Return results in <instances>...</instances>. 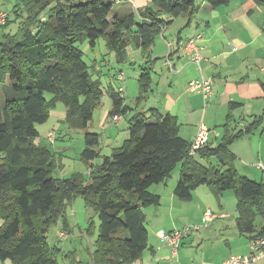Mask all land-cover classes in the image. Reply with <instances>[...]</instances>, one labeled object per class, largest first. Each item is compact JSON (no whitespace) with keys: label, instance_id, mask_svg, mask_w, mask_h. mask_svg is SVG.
<instances>
[{"label":"trees","instance_id":"16d2710c","mask_svg":"<svg viewBox=\"0 0 264 264\" xmlns=\"http://www.w3.org/2000/svg\"><path fill=\"white\" fill-rule=\"evenodd\" d=\"M117 1L25 0L27 18L15 33L0 38V83L5 84L6 78L12 81L0 107L2 261L58 264V250L47 245L49 227L63 215L67 203L82 195L100 219L95 264H135L149 248L145 208L160 205L162 199L150 188L166 182L179 162L182 167L174 193L181 200H191L201 185L209 186L218 200L224 191L233 189L239 234L250 239L264 236V223H256L258 216L264 218V180L242 175L230 151L235 141L260 127L264 109L245 128L237 129L234 111L240 102L229 104L224 135L217 144L208 141L192 152V142L180 134L178 117L151 107L131 115L129 137L109 155L101 153L100 133L85 132L82 158L90 163V181L52 176L53 155L35 138L40 135L37 124L47 122L59 103L66 108L63 123L72 129L89 127L106 90L113 104L110 117L134 110L119 87L103 86L101 68L84 59L79 44L88 42L93 48L104 38L119 63L130 58L131 45L139 49L143 63L137 100L142 102L151 90L153 68L160 59L153 56V44L182 15L187 22L180 34L200 8L198 0H150L146 6L110 18ZM203 1L217 8L232 0ZM52 2L50 17L39 21V11ZM13 11L19 14L17 8ZM9 22L8 13L1 26ZM203 75L212 78L214 88V77ZM47 93L52 97L47 98ZM50 141L53 144L55 139ZM211 158L217 160L215 165Z\"/></svg>","mask_w":264,"mask_h":264},{"label":"crops","instance_id":"0c3cea01","mask_svg":"<svg viewBox=\"0 0 264 264\" xmlns=\"http://www.w3.org/2000/svg\"><path fill=\"white\" fill-rule=\"evenodd\" d=\"M124 1L118 0L116 4H122ZM129 1L133 3L134 8L146 6L150 3V0ZM203 2L202 5H204L205 10H215L216 13L211 14L212 17H209V20L205 22L206 28L200 30L199 23H197L198 30L190 33L191 36L198 33L202 34L200 43L204 47L203 55L205 57L202 63V70L184 53L183 43L191 36H183V33L179 34V32L186 24L187 17L184 19L183 25L179 26L175 32L171 29L173 25H169L158 36V39H163L161 40L166 45V52H162L163 50H161L160 46L162 42L158 39L152 47L153 56L160 57V59L153 68V80L148 97L144 100V103L137 100L135 109L122 117L129 120L135 111H146L151 107H156L163 113L169 112L178 117L180 134L183 138L192 142L200 131L201 126L204 125L209 131V142L217 144L220 141L221 133H219L220 130H216L215 126L225 123L231 102L241 103V106L234 111L236 119L240 115H242V119H245L244 112L247 110L260 113L264 109V41L261 40L264 36V0L262 2L258 0H232L228 5H224V9L221 7L213 8L207 2ZM123 11L120 8L115 13L122 15ZM174 23L175 20L172 24ZM140 52L134 45L129 47L130 58L134 55V58H132L133 63H138L137 55ZM167 60L171 61L173 69L167 65ZM202 74L214 77V93L208 103H206L201 92L191 91L189 88L190 81L200 77ZM138 91L135 90L134 93L139 94L140 91ZM126 93H128L127 90ZM112 107L111 99L110 105L107 108H102L98 113V124L102 128H106L109 122H112L109 115ZM58 108L59 106L51 112V117H57L58 126L55 127L56 129L61 127L66 115V109ZM241 109L243 114L242 112L239 114ZM122 117L117 121L118 123H114L119 124L122 121ZM95 118L93 116V119ZM236 127L245 128L244 122H236ZM257 129H254L251 134L239 139L238 143H234L230 147L236 153L235 165L238 171L237 162H240L245 175L256 180H264V171L258 166L259 162L264 163V134L258 136L256 134ZM128 137L129 124L127 127L123 126L121 128V132L111 145L107 141L111 137L105 140V144L113 149L121 146ZM97 161H100V159ZM176 181L178 180L176 179L171 187H163L165 188L164 190L157 191L159 187L155 189L156 193L162 197L161 204L157 205L155 210H160L164 207L166 214H163L164 218L158 219L156 216L159 213H153L155 219L150 222V230H148L149 248L136 260L135 264H207L205 261L196 262L185 259L186 262H183L182 258H175L178 255L174 254L171 245L162 241L160 234L162 231L176 230L181 222L177 216L182 217L184 213L189 211L190 207L191 209L195 208L193 210L195 213L199 212L194 221L202 223L198 224L199 228H195V230H200L201 226H204L205 229L202 233L200 231L189 232L182 240L181 245L192 236L197 239V243L212 240L214 236H211L209 232H213L215 229L214 224L216 223L214 222L217 218H230V214L224 212L219 214L214 212L215 216L211 220L206 218V211L211 209L210 206L212 204H215V195L209 187H207L208 189H204V187L201 189V195H204L207 198L206 200H203L201 195H197L198 197L193 195L191 200L193 205L186 206L185 202L174 193ZM199 188L201 187L196 189L197 192H199ZM208 190L213 197L209 195ZM195 199L197 200V205H194ZM218 201L219 206L223 209L224 205L221 204V200L219 199ZM176 206L180 207L177 216L175 214ZM152 208L154 207H149L146 211ZM260 223H264V218H262ZM234 227L235 229H232L231 226L228 231L231 237L226 239V242L232 246L234 241H236V248H234L235 250L231 249L230 253L224 256V260L231 255H247L250 252L251 239L248 236V240L242 239L243 235L239 234L236 222ZM192 229L193 227H191ZM234 251L236 252L234 253ZM182 257L184 256L182 255Z\"/></svg>","mask_w":264,"mask_h":264},{"label":"rangeland","instance_id":"374dc122","mask_svg":"<svg viewBox=\"0 0 264 264\" xmlns=\"http://www.w3.org/2000/svg\"><path fill=\"white\" fill-rule=\"evenodd\" d=\"M200 4L199 11L197 12L196 16L192 19V22L190 25H188L186 28L182 30L183 36H191L190 33L193 31H197L198 27L196 26L197 23H199L200 30L206 28L205 22L209 20V17H212L211 14H215V10H205L204 5H202L203 0H198ZM54 6V2H52L48 7L41 9L38 13V20L39 21H46L50 15H51V9ZM225 6H221V8L224 9ZM14 8H17L19 10V14L15 13L13 10ZM124 10L122 14L129 12L130 10L136 9L134 8L133 3H131L129 0H125L122 4H116L113 5V12L110 15V18L115 14V12L118 9ZM25 4V0H0V11H6L10 15V22L7 24L6 27L0 26V38H2L5 34L8 33H15L18 30V27L21 26L20 21H23L27 18L28 11ZM186 19L185 16H179L175 19V23L171 24L173 27L171 29L175 32L177 28L183 25V21ZM170 25V26H171ZM158 39V38H157ZM162 38H159L162 42L161 50L162 52H166L167 48L165 43L161 40ZM157 40V41H158ZM262 41H264V36L261 38ZM166 42V41H165ZM80 48L85 51L84 59L89 64H94L95 62L98 65V68H101L102 73L100 74V77L103 82V86L106 87L109 84H113L114 86L120 87L124 83V88L127 90L128 93H126L125 90V98L127 103L135 109L136 101L138 99L139 94L134 93L135 90L140 91L139 81L138 77L141 73L140 64L142 63V55L141 52L138 53V63H133L132 58H134V55L131 56L126 62L119 63L116 59L115 53L110 51L106 45V41L104 38H100L97 42V45L95 47H90L88 42H84L79 44ZM159 48V46H158ZM121 72H124L125 74V81H120L118 79V74ZM12 81L9 78H6L5 84L0 83V107H3L5 104V96L6 93L10 91ZM138 84V86H137ZM130 86V89L128 90ZM138 91V92H139ZM47 98L52 97L51 93L46 94ZM144 103V100L142 101ZM111 103V97L107 93V90L104 93V96L102 98V103L100 106L97 107L95 110L94 116L95 119L92 120V123L89 124L88 128H69L67 124L62 123L61 127L55 128L58 126L57 117L52 116L49 118V120L42 124H37V128L39 130L40 135L35 138V142L41 144L42 146L47 147L51 154L53 155V167H52V176L55 179H65V178H71L74 176H78L84 181L88 182L90 181V167L83 158H82V151L85 148V132L86 131H94L98 132L101 135V152L102 155L106 154L109 155L111 153L112 147L107 146L105 144V140L107 138H110L108 143L111 145L112 142L117 138V135L121 132V128L123 126H128L129 120L122 116V121L117 124L114 123V121L109 122L106 128H102L99 126V118L98 113L102 110V108H107ZM58 109H66L65 105L63 103L58 104ZM250 109V108H249ZM243 111L242 109L239 110V114ZM258 112L247 110L244 112L245 119H242V115H240L237 119V123H243L244 125L248 122H252L254 120L255 115ZM227 117V114H226ZM264 117V113H263ZM111 118V117H110ZM96 121V122H95ZM234 126L236 127V123L234 122ZM114 127V128H113ZM216 130H220L219 133H221V136L219 139H222V136L224 135V129L223 126H215ZM237 128V127H236ZM239 129V128H237ZM242 129V128H240ZM50 131L54 132V139L55 142L52 144L51 141L48 138V133ZM235 134V132H234ZM256 134L260 136L261 134H264V122L260 125L259 129H257ZM243 138V137H242ZM241 138V139H242ZM240 140L235 141L234 143H238ZM233 143V144H234ZM232 144V143H231ZM109 148V149H107ZM230 151L236 154L230 147ZM210 162L215 165L217 163V160L214 158L210 159ZM182 167V162H179L177 166H175L173 172L171 173V176L166 180V182L160 183V184H154L151 186L150 190L154 193H156L155 189L156 187H159L157 191L164 190L163 187H171L175 180L179 179L180 171ZM237 167L239 168V172L242 175H245L244 169L241 167L240 162H237ZM260 181V180H259ZM177 182V181H176ZM200 190L197 192L195 190L193 192V195L195 197H198L197 195H201V189L204 187V189H208L207 185H201L199 186ZM209 191V190H208ZM209 195H212V193L209 191ZM203 200H206L207 198L204 195H201ZM192 200V199H191ZM191 200H182L185 202V205H193V201ZM221 204L224 205V208L221 209L219 206V201L214 196L215 204H212L211 210L215 212L216 214H219L221 212L230 214V218H217V220L214 222L215 229L213 232H209L211 236H214L212 240L206 241L204 243H197V239L192 236L189 240H185L184 244L181 245V247L178 250V256H175L177 259H183V262H186V260L190 261H196L201 262L205 261L207 264H219L222 260H224V256L230 253V250L236 248V241H234L233 245L230 246L226 242V239L230 238L231 236L228 234V231L234 227L235 224V218L237 216V196L233 189H229L224 191L223 196L220 198ZM194 205H197V200H194ZM190 203V204H188ZM154 207L151 210L146 211L149 207L145 208V213L147 215V220L145 222L146 227L149 229L150 222L155 219V216L153 213H159L157 214L156 218L161 219L164 218L163 214H166V209L163 207L160 210H155L157 206H150ZM177 209V210H176ZM176 216L178 213V209L180 207L176 206ZM195 208L191 207L189 208V213H184L182 217L177 216L179 218V221H181L177 227V229H183L186 226L193 227L192 231H200L201 233L205 229L204 226H201L200 230H195L198 224L202 223H196L194 221V218H196L199 214V212H194ZM203 213V212H202ZM262 216H258L256 219V223L259 224L262 220ZM92 223V224H91ZM192 223V225H191ZM185 224V225H184ZM188 224V225H187ZM230 227V228H229ZM60 231H66L68 233L67 238L62 239L59 235ZM100 231V219L97 214V212L94 210V208L87 205L86 199L82 195H77L73 198V200L69 203H67L66 209L61 215L58 220L53 223L49 227L48 235H47V245L52 250H58L56 252V259L58 264H95V252L98 248L97 240L99 236ZM197 233V232H195ZM214 234V235H213ZM240 237V236H239ZM241 238V237H240ZM245 240L247 239V236L243 235V238ZM251 250V249H250ZM236 251H234L235 253ZM180 255V256H179ZM182 255L184 257H182ZM0 264H13V262L10 259H7L5 261L0 260ZM252 264H264V258L261 260H258Z\"/></svg>","mask_w":264,"mask_h":264},{"label":"built area","instance_id":"2783aa9c","mask_svg":"<svg viewBox=\"0 0 264 264\" xmlns=\"http://www.w3.org/2000/svg\"><path fill=\"white\" fill-rule=\"evenodd\" d=\"M8 12L6 11H0V26L4 25L7 21ZM202 39V34L198 33L196 35H193L189 37L186 41L183 43L184 53L186 56L189 57V59L194 62L198 68L202 69V63L205 59L203 55V46L200 43ZM171 46V44H169ZM167 65L173 69V65L170 60H167ZM118 79L120 81H125V74L124 72H121L118 76ZM213 81L211 77H206L203 74L190 81L189 88L191 91H198L201 92L206 103L211 99L213 95ZM119 91L122 93V95L125 94V88L124 83L119 87ZM122 115L115 114L111 116L112 121L117 122ZM48 137L50 140H53L54 133L50 131L48 133ZM210 140L209 138V131L208 129L202 125L200 128V131L196 135L195 139L192 141V147L191 151L194 152L195 150L203 147L208 143ZM259 168H261L264 171V163L259 162L258 163ZM215 216L214 212L211 209H208L206 211V218L208 220L213 219ZM199 227L197 226L196 229ZM191 227H185L183 229H176L173 231H162L160 234V237L162 241L168 243L172 246L174 250V254H178V250L180 248L181 242L184 239V237L190 232ZM59 235L62 239L67 238L68 233L66 231H60ZM250 252L247 255H231L229 258L223 260L220 264H252L258 260H261L264 258V236H257L251 239L250 242Z\"/></svg>","mask_w":264,"mask_h":264}]
</instances>
